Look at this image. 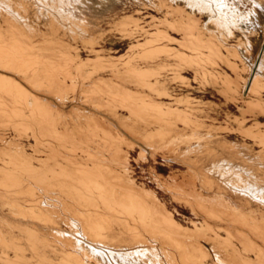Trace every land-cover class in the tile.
Segmentation results:
<instances>
[{
  "label": "bare ground",
  "instance_id": "obj_1",
  "mask_svg": "<svg viewBox=\"0 0 264 264\" xmlns=\"http://www.w3.org/2000/svg\"><path fill=\"white\" fill-rule=\"evenodd\" d=\"M10 1H9V4L10 3L13 4V2H10ZM201 1L209 2L208 0H201ZM33 2H34V0H33ZM54 2H53V4H50V5H54ZM56 2H58V1H56ZM132 2H134V1H132ZM148 2L149 1H147V3ZM162 2H163V0H162ZM176 2H178V1L176 0ZM187 2H188V0H187ZM60 3H62V1ZM221 3H220V6L222 5ZM229 3H231V2H229ZM2 4H3V2H2ZM6 4H7V2H6ZM6 4L5 5L3 4V5L6 6ZM76 4H77V2H76ZM214 4L215 3H213V5ZM232 4H233V2H232ZM36 5H34V6H36ZM69 5H71V4H69ZM72 5H74V3ZM103 5H104V3H103ZM110 5H111V3H110ZM139 5H140V3H139ZM209 5L211 6L212 4H209ZM223 5H225V4H223ZM253 5H254V9L251 12H249V13H251V16H250V20L248 22L249 25L247 26V29L245 31V37H246V41H247V47L250 50V52H253V51L257 52L258 47L261 48L260 47V41L262 44V40H260V39H262V38L264 39V0L255 2V4L253 3ZM21 6L22 5L19 6L20 8L17 7L18 9H16V8H14V9H16V11L17 10L20 11ZM58 6H59V3H58ZM82 6H84V5H82ZM217 6H219V4ZM24 7L26 8V6H24ZM47 7H49V6H47ZM186 7H187V5H186ZM40 8H43V7L40 6ZM50 8L52 9V6ZM50 8H49V10H50ZM119 8H121V7H119ZM182 8H184V7H182ZM182 8L178 7L176 9H172L171 10L172 14L176 15L178 18L174 19V20H172V19L168 20L167 18L166 19L163 18V20L159 21V25H158L157 29H156V26L154 25L156 23L153 24V22H152V24L155 26V27H152V29L154 28V30L155 29L156 30L153 32H150V33H147V31H144V29H142L140 22H139V18L137 17V14H138L137 11H135L136 13L133 15L127 14V16H124V17L121 16L122 17L121 19H119L120 18L119 17L118 18L119 20H117V22L114 24V27L113 26L112 27L115 28L116 32H118L120 34V38L119 37L118 38L120 39L119 41H121V43L124 42L125 40L126 41L129 40L130 42H128L129 46H128L127 51L124 54L121 53L122 55H120L118 57H112V56H106L105 57L104 55L101 54V52H102L101 50L94 51L93 49H91V52L94 53L93 57L82 59L78 54H74L71 51V49L68 47V44H67V46H65L64 42L62 43L61 40H60L61 43H59V44L55 42L56 44L59 45V46L56 45V46H58L57 48L54 46V44H52V47H49L46 49L43 48L44 50L41 49L39 51V50H36L34 48L32 42H30L31 38L29 40V38H28L29 36L28 37L26 36L27 34L26 35L22 34V32H20L16 27H14L12 25H9V24L7 25V30H4V31H6L5 34H1V32H0V67L2 66L3 69H6L5 70L6 72H7V70H10L14 73L16 72L17 75L21 74L23 76V78L19 77V76H18V78H20V79L25 78V81L27 80L28 83L30 84V86H32L34 88L33 91L36 90L37 92L42 91L44 93L52 94L53 96H56L57 100L60 102H63V101L65 102V100L68 96L69 97L72 96L75 99L74 96L76 94L77 86L81 85V87H80L81 91H79L80 92L79 94H81L84 97V101L86 102L85 104L88 103V104L92 105V107L90 106L91 108H95L98 111L100 110L102 112H105L109 115V117L114 119L113 120L114 122H111V118H104V117L96 118L95 116H93L91 114L85 115V126L86 127L84 129H81V127H79L80 129H77V131L74 133L73 131L76 129V127L74 126L75 129H73L72 131H69L65 128V126L62 122L61 114L58 113V110H56L52 104L47 103L48 100H45L46 98L44 99L45 101H43V99L37 97L38 96V95H36L37 93L34 95L33 93H31L32 91L30 92L26 89L27 87L24 88L22 85L19 84V82L17 83L14 79H11L12 77L10 78V77H7L5 75H1V73H0V144L2 145L1 150H4L2 152L0 151V165H2L0 167V202H2L3 205H8L9 206L8 208H10V206L13 204L19 206L20 204L17 203L16 200L12 199L13 197H10L11 196L10 194H12V195L15 194L13 196L18 197V195H20V193L23 194V192H24L23 187H27V192L31 193V195H29V196H31V200H29L30 211L28 210V214L24 213L27 210H25L24 212L21 210L20 211L19 210L13 211L11 213L12 216H14L13 220H14V218H16V216H20V218H23V220L28 219L31 222H38L39 221L43 224H46V226L48 224L55 226L50 231L52 233L54 240H55L54 241L55 243H53V244L54 245L55 244L61 245L64 248V249L61 248V249H63L64 253L61 255V258H60L58 264H86V263L83 260V258H84L83 256H82L83 257L82 258L81 255H78V253L76 254L74 251L72 252L71 250H69V248L71 249V245H70L71 240L69 239L70 240L69 241L67 239L68 234L66 235L63 232L56 230V225H57L56 224V218H57L58 214L55 211L56 209L54 207L57 206L56 205L57 202H52L50 200H46L45 198H42L39 196L35 197V195L32 194L33 190L36 187L37 188H39V186L41 187L40 184H42V185H43V183L45 184L48 178H50L51 180H52V178H54L53 180L58 182V184H59L58 186L60 188H64V189L74 193L73 195L76 198L75 202L78 204V206L80 205L79 207L82 206V207L86 208L85 211L81 210L83 212L76 211L75 210L76 207L74 209L72 208L73 210L69 209L68 213L74 215V216H70L71 218L69 220L71 221L72 226L77 227L76 223L79 224L80 225L79 227L81 228V229L80 228L79 229L81 231H78V232L83 233L86 237H90V239H93L95 242L96 241L97 242L99 241V243L103 242L106 239V236H105V234H107L106 232L109 230L112 231L111 229L113 228V225H119L122 227V229H124V231L126 230L128 232V235H130L131 240L134 241L135 244H136V242L143 243L144 239H145V235H147L153 239H158L167 245L168 244L169 245L175 244L176 246L178 245L177 247H179V248H176V249L180 250V256H181L180 257V264H205L204 259L206 258V253L203 252L201 249H198V251L200 253L198 256L195 257V256H193L194 253L190 254V253L184 251L180 242L175 243V240H177L179 237H183L185 239V236L187 235L186 233L189 232L191 229L189 231L186 230V228L184 229L177 222V220H175L173 218L171 212H169L166 209L165 205L161 201H159V199L154 195L153 192H151L150 190L147 191V190L143 189L142 187H139L129 177V174H130L129 150L132 149V147L134 145L132 142L128 141L126 134L132 135V136H138V135H140L139 131L141 129H143V130H145L146 133L144 136L143 135H140V136H141V140H143L146 143V145H148L146 147L147 148L149 147L151 150H154V151H159L161 149L168 150L169 151V152L167 151L168 154H170L172 151H174L176 149H178V150L180 149V151H181V146L186 145L185 150H183V152L180 154L181 157L193 155L192 154L193 150H195L196 148H198V150H199L200 148L204 147V145H203V147H201L202 145L200 142L202 140L200 139V137L198 135L199 130L202 128L201 123L203 124V122L202 121L200 122L198 118L194 117L192 115V113H189V111H187L186 109L181 110L179 108L180 104L186 105V100L177 99L175 102V105L164 104L163 102H158V101L152 99L151 97L144 95L142 92L143 89H147V90H150L153 92L156 91L159 95L164 96V98H165V96L166 97L170 96L171 92L166 88L165 84L162 83L160 81V78H159V76H162L161 75L162 72L167 68V66H169L165 59L172 58L174 60V63H172V65L174 66L173 67L174 73H178V71H181V69L184 66V67L193 69V71L195 73V75H194L195 77H196V75H201V77L203 79H204V77L209 78L211 80V82L213 83V85L216 86V88H218V92H220V94H222L225 97V101L232 102V103L238 101V97L241 98V92L242 91H243L242 94L246 95V93L247 94L249 93V94H251V96H253V98L257 97L259 91H261V90L264 91V83L261 81L264 78L261 76L262 78L259 79V77H260L259 75L254 76L250 85L247 84V81L244 80L241 76H239L240 74L239 75L236 74L237 69H238L236 63L232 62L222 52L221 43H219L217 40H215L214 37H212V36L204 35V28L201 26V20H200L201 18L199 19V18L195 17L196 15L192 16V15H189L188 13L186 14ZM189 8H190V6H189ZM201 8H202V6H201ZM3 9H1V10H3ZM7 9H8V6H7ZM10 9H11V7H10ZM53 9H52V11H53ZM124 9H126V8H124ZM212 9H213V7H212ZM218 9H220V8H218ZM222 9H224V8H222ZM227 9H229V7ZM1 10H0V12H1ZM88 11H90V10H88ZM5 12H6V10H5ZM24 12H25V9H24ZM24 12H23V14H25ZM27 12H26V14H27ZM133 12H134V10H133ZM216 12H218V11H216ZM219 12H220V10H219ZM46 13H48V12H46ZM42 14H40V15H42ZM122 14H124V13H122ZM48 15L50 18L51 17L50 14H47L46 16L48 17ZM116 16H117V14H116ZM118 16H120V15H118ZM146 16H148V15H146ZM163 16H165V14ZM17 17L18 16H16V18ZM44 17H45V15H44ZM52 17H53V15H52ZM58 17H60V16H58ZM67 17H69V16H67ZM83 17H85V16H83ZM14 18H15V16H14ZM41 18H43V17L41 16ZM62 18L63 17H61V19ZM70 18H71V16H70ZM230 18H232V17H230ZM74 19H76V18L74 17ZM141 19L143 20V18H141ZM209 19L210 18H208V20ZM26 20L28 21V19H25V21ZM153 20H154V18H153ZM213 20H214V18H213ZM21 21H23V19ZM38 21H39V19H38ZM210 21H211V19H210ZM66 22L68 23L69 21L66 20ZM75 22H76V20H75ZM102 22L104 23V21H102ZM108 22H110V21H108ZM209 22H207V23H209ZM215 22H216V20H215ZM16 23H18V22H16ZM77 23H78V21H77ZM77 23H75V24H77ZM204 24H206V23H204ZM224 24H226V23H224ZM67 26H69V25H67ZM72 26L73 25L71 24V27ZM76 26H78V24L75 25V27ZM30 27L28 26L29 29H30ZM42 27H44V26H42ZM89 27H92V26H89ZM148 27H149L148 29H150V26H148ZM217 27L218 26H216V28ZM53 28L56 29L55 27H53ZM81 28H82V26H81ZM81 28L78 27V30L82 31L84 29V27L82 30H81ZM54 29H52L51 31H53ZM69 29L67 32H70L72 30L71 29L69 31ZM73 29H75V28H73ZM85 29L86 30L88 29V28H86V25H85ZM219 29H221V28H219ZM54 31H56V30H54ZM208 31H210V30H208ZM214 31H215V29H214ZM82 32H84V30ZM111 32L112 31H110V33ZM141 32H145L148 34L147 35L148 37L146 36L147 38L145 40H143L144 41L143 43L139 42V40H138V38H140L139 36H140ZM170 32H175V33L179 34L180 39L172 37ZM213 32L211 34L215 35V33L213 34ZM59 33H58V35H59ZM81 34H83V33H81ZM231 34H232V32H231ZM231 34L228 33V36ZM55 35H57V34H55ZM53 36L54 35L52 34L51 37H53ZM77 36H76V38H77ZM47 37H48V35H47ZM78 37H80V36H78ZM143 37H144V35H143ZM55 38H54V40H55ZM82 39H81V41H82ZM91 39H93V38H91ZM84 40H87L89 43H91V41H89L88 39H85V37H84ZM237 40H239V39H237ZM31 41H33V40H31ZM96 41H97V38L94 41V43ZM41 42L42 41H40V44H39L40 46L42 44ZM45 42H46V44H45ZM47 43H48L47 41H44V44L46 46H47ZM91 44H93V43H91ZM175 44L177 47L172 46ZM238 44H240V43H238ZM241 45H244V44H241ZM237 47H240V45H238ZM226 49H227V47H226ZM226 49H225V51H226ZM77 51H79V50H77ZM234 51L231 54L232 57L233 58L235 57V58H237V60H239L240 57L239 58L237 57L239 54L236 55L237 51L235 53H234ZM260 51H261V49L258 51L257 56L255 55L256 56L255 61H254L255 66H258V64L260 66L259 62L260 61L262 62L264 60V54L260 58V55H261ZM159 58H161L160 59L161 62L159 64L156 63L157 65L154 64L155 66L150 65V61H155L156 59L159 60ZM235 58H234V60H235ZM142 61L147 63V65L145 67L140 66V63H142ZM168 63H170V62H168ZM219 63H224L225 65H227L231 69V72L236 74L235 79H231L230 76L228 75L229 76L228 77L226 73H225L226 74L225 75V74L218 72L219 70L218 71L215 70L216 69L215 67ZM241 63H243V61H241ZM246 66L247 65H245V67ZM86 68H90L91 70H87ZM253 68H254V66H253ZM101 70L102 71L109 70L111 77H109L110 75H108V76L106 75L107 78L106 77H104V78L103 77H97L96 76V74H98L97 72L101 71ZM109 71H108V73H109ZM165 75L166 74H164V76ZM179 75H177V77H180ZM174 76H176V75H174ZM13 78H15V76ZM177 79H176V81H177ZM180 80H183V79L181 78ZM194 80H196V78ZM248 80H249V78H248ZM22 81H24V80H21V82ZM188 82H190V80ZM205 84H206V82H205ZM206 85H208V84H206ZM195 86H197V85H195ZM202 87H203V85H202ZM241 89H242V91H241ZM185 91H186V89H185ZM73 98H72V101H74ZM242 98H243V96H242ZM196 101H198V100L196 99ZM204 102H206V101H204ZM244 103L246 105V108L242 110V115L244 116V118L241 119V121H240V119H239V121H237L239 124V129H240L239 134H242L245 137H249V138L251 137L256 143L260 144V146H263V151H264V130H260V129H262L260 123L256 122L251 127L242 128L243 124L245 123V115L251 114L253 117H256L257 115H264V102L259 100L258 98H254L250 101L245 100ZM65 104H69V103H65ZM189 104L191 105V103H189ZM63 106H64V104H63ZM190 107H192V106H190ZM78 112L76 111L75 113L78 114ZM124 114L126 117H122V116H124ZM68 116H70V115H68ZM75 116H76V114H75ZM105 116H107V115H105ZM63 118H65V117L63 116ZM74 119H76V118H74ZM64 120H66V118ZM234 120H235V118H234ZM219 123H221V122H219ZM74 125H76V124L74 123ZM151 126H155V129L154 130L152 129L149 131L148 129ZM219 129L221 130V128H219ZM222 130H223V127H222ZM236 130H238V129L236 128ZM229 131H231V130L228 129V132ZM232 131H234V130H232ZM124 132H125V134H124ZM226 134H228V133H226ZM239 137H241V136H239ZM29 138H31L34 142V146L33 147L31 146L29 148H31V150L33 148V153L35 152L34 154H37V152H39L40 155H41V153H46L45 154L46 155L45 160H42L43 158H40V156H34V155L27 156L25 154L23 146H25V143L28 141ZM29 145H31V144H29ZM139 150H140V148H139ZM218 150H216V151L218 152ZM147 151H149V149ZM27 152H29V151H27ZM30 152H29V154H32ZM162 152H164V151H162ZM137 153H136V156H138ZM143 153L144 152L141 151L139 156L146 159L145 157L147 156V153H146V156H144ZM213 153H214V151H213ZM226 153H228V150ZM171 155H173V154H171ZM151 156H153V155H151ZM263 156H264V154H263ZM161 157H163V156H161ZM230 157H232V156H230ZM239 157L241 158V156H239ZM6 158H8V159H6ZM192 158L194 159V157H192ZM219 158H220V156H219ZM33 159L37 160L38 162L41 161L39 163L42 164V167L36 168V167H34V165L32 166L31 160H33ZM204 159H206V157ZM169 160H171V159H169ZM178 160H181V159H178ZM233 160L234 159H232V161ZM46 161H52L51 163H53V165L52 166L49 165L48 162H46ZM223 161H227V160H223ZM229 161H231V159ZM137 162H138V160H137ZM162 162H164V161H162ZM200 162H201V160H200ZM208 162H209V160H208ZM206 163H207V161H206ZM241 163H243V162H241ZM217 164H219V163H217ZM137 165H135V166H137ZM247 165H249V164H247ZM254 165H256V164H254ZM194 166L197 167V164H195ZM198 169H199V167H198ZM233 169H234V167H233ZM225 170H227V169H225ZM246 170H248V169H246ZM254 170H256V169H254ZM212 172H213V170H212ZM223 172L224 171H222V173ZM152 173H154V172L152 171ZM152 173L150 172V174H152ZM198 173H200V172H198ZM248 173H251V171ZM183 174H184V172H183ZM214 174H215V172H214ZM196 175H197V173L194 175L191 172L187 171L184 175H181L182 176L181 179H179V178L176 179L175 177L179 176L176 174L173 178L170 177L172 179L171 180L172 183L168 184L166 187V190L171 193L170 197L171 198L173 197L172 201L175 200V202H177V201L181 202L184 205L189 206L193 210V213L198 211L197 213L201 212L204 215L203 224L200 227H196L193 231H190V235H193L195 237H199V236L202 237V235L206 234V232L211 233L212 235L210 238H212V240L219 242V245H221V247H223V249H222L223 253H225V254L228 253L230 255V257H231L230 258L231 259L230 264H264V211L260 212L261 217L258 218L257 216H255L251 213H246V212L238 210L236 207L228 204L226 201H224L222 199L207 197L206 195L203 194L202 189L203 188H209V190H210V184H209L210 180L206 179L207 176H206V178L205 177L203 178L202 174L199 177H196ZM159 177H161V176H159ZM252 178H254V177H252ZM156 179H159V178H156ZM31 181H34L33 183H36V184H34V185L30 184ZM165 181L163 180L164 183H165ZM57 182L54 184L57 185ZM161 182H162V180H161ZM219 182H221V181H219ZM228 185L230 186V184H228ZM52 186H50V187L48 186V188H52ZM220 186H222V185L220 184ZM254 187L255 186H253V188ZM230 188H231V186H230ZM233 188H234L235 192L243 193L242 195H250L253 202H256L258 204H260V203L264 204V200H262L258 197V194L260 193V189L256 188L253 191H250V190H247L244 188L239 189L237 185H235V187L232 186V189ZM54 189L55 188H52V190H54ZM43 190H44V188H43ZM43 190H41V192ZM52 190L50 189V191H52ZM59 190L62 191V189H59ZM45 191H46V188H45ZM45 191H44V193H45ZM61 191H58V192H61ZM162 191H164V190H162ZM25 192H26V190H25ZM46 194L48 195L50 193H46ZM63 194H67V193L63 192ZM63 194H62V196H64ZM25 195H27V193H25ZM25 195L23 194V196H25ZM51 195H53V194H51ZM32 196H34L33 199H32ZM17 197H16V199H18ZM68 197H69V195H68ZM68 197H66V200ZM74 197L70 195V197H69L70 202H71V198L74 199ZM25 198H27V197H25ZM62 198L60 197V199H62ZM20 199H22V198H20ZM58 199H59V197L57 198V200ZM63 199L65 200V198H63ZM69 199H68V201H69ZM59 200H58L59 204L65 205V203L62 202L63 200L61 201L62 203ZM75 202L73 201V203H75ZM68 205H70V204H68ZM72 205H70V206H72ZM6 208H7V206H6ZM10 209H12V208H10ZM62 209L63 208H61V210ZM175 209H173V210H175ZM57 210H59V209H57ZM66 210H68V209H66ZM78 210H79V208H78ZM0 213H2V211ZM8 214H10V213L8 212ZM199 215H200V213H199ZM4 217H5V215H4ZM10 218L11 217H9V220H10ZM17 219H18V217H17ZM211 220L224 222L226 224V226L222 227V228H214L211 225V223H209ZM14 221H13V225H16L18 227V229L20 230V232L22 233V234L21 233L20 234L26 240L32 255L38 256L43 261L46 260L45 261L46 264H56L52 260H50L49 258H48L49 259L48 260L45 257V253L43 252L42 249L51 248L50 243L47 241V239L42 238L43 236H41L39 234L37 228L35 226L30 227V225L28 226L24 222L22 223V221L18 222V223H17V221H15V222ZM4 222H5V218H4ZM4 222H2V223H4ZM193 222H194V220H193ZM7 223L11 224V222H8V220H7ZM7 223L5 225L8 226ZM190 224H192V223H190ZM0 226H1V224H0ZM11 226H12V224L10 225V227ZM16 226H15V228L17 230ZM236 227H237V230L235 229ZM218 230H221V231L224 230V232H226V236L221 238L218 234V232H219ZM63 231H65V230H63ZM113 232H115V231H113ZM6 234H7V232H6ZM12 235H14V234H12ZM42 235H46V233L42 234ZM84 235H83V237H84ZM3 237H5V236H3ZM3 237L0 233V241L2 244L3 243L5 244ZM75 237H77V236L75 235ZM86 237H84V239ZM119 237H120V235H119ZM17 238H18V236H17ZM70 238H72V236ZM153 239H151V240H153ZM198 239H200V238H198ZM204 239L205 238L203 237V240ZM22 240L20 239V241H22ZM235 240L239 242L240 248L235 245V242H234ZM14 241H12V242H14ZM94 241H92V242H94ZM110 241H108V243H110ZM115 242L117 243V241H115ZM146 242H148V241H146ZM205 242H206V240H205ZM78 243H79V241H78ZM99 243H97V244H99ZM111 243H112V241H111ZM126 244H127V242H126ZM7 245H8V243H7ZM81 245H82V243H81ZM112 245H114V243ZM130 245L133 246L131 243H130ZM143 245H144V243H143ZM152 245H151V247H152ZM2 246H6V244L2 245ZM73 246H72V250H73ZM100 246H101V243H100ZM140 246H141V244H140ZM100 248L102 250V247H100ZM172 248H173V246H172ZM9 249H10V247H8V250ZM61 249L58 248V250L62 251ZM133 249H135V248H133ZM145 249H144V251H145ZM10 250H13V254H12L13 258L9 257V254L7 252L6 247L0 251V258H1L0 260L3 259L2 262L4 261V264H6V263L7 264H25L23 262V260L24 261L26 260V256L24 254L26 252L24 251L23 247H21L20 244H12V248ZM136 250H138V249H136ZM136 250H135V252H136ZM150 251H151V249H150ZM156 251L157 250L154 251L155 254L157 253ZM146 252H147V250L144 253H146ZM27 253H28V251H27ZM61 253L62 252H60V254ZM102 254H103V252H102ZM137 254H139V253H137ZM165 254H167V253L165 252ZM126 255H128V254H126ZM149 255H150V253H149ZM33 256H32V260H33ZM85 256H86V254H85ZM137 256L138 255H136L135 257L137 258ZM123 257H124V255H123ZM91 259H89V260H91ZM218 259H219L220 264H225V262H223L220 257H218ZM157 260H158V258H157ZM170 261L172 264H175L176 260L174 258H172V259L170 258ZM0 263H1V261H0ZM94 263H95V261H94ZM33 264H36V263H33ZM209 264H210V262H209Z\"/></svg>",
  "mask_w": 264,
  "mask_h": 264
},
{
  "label": "rangeland",
  "instance_id": "obj_2",
  "mask_svg": "<svg viewBox=\"0 0 264 264\" xmlns=\"http://www.w3.org/2000/svg\"><path fill=\"white\" fill-rule=\"evenodd\" d=\"M5 1V2H4ZM10 0H0V32L1 34H5L7 30V25H12L14 27H16L20 32H22V34L26 35L29 40L31 38V41L34 48L36 50H41V49H46L49 47H52V44H54V46L57 48L59 45V43H63L64 45L67 46L71 49V51L74 54H78L82 59H86L89 57H93V54L91 52V49H93L94 51H99L101 50V54L106 56H112V57H118L120 55H122L121 53H125L128 49V42H130L129 40H125L124 42L121 43V41H119L120 39V34L118 32H116V29L113 28L114 24L117 22V20L121 19V16H127L128 15H133L135 14L137 11V17L139 18V22L140 25L142 27V29H144V31H147V33L153 32L157 29L158 25H159V21L164 19H168V20H174L177 19L178 17L176 15H173L171 10L172 9H176L178 7H184L182 8L185 13L195 16L197 18H201V26L204 28V35L207 36H212L214 37L215 40H217L219 43H221L222 47V52L232 61L235 62L238 69H237V73L236 74H240L239 76H241L244 80L247 81V84L250 85L252 79L254 76L259 75V79H261L262 77L264 78V60L260 63V66L258 64V66H255V58L257 56L258 51L261 49V55L260 58L262 57V55L264 54V39H260L262 40V44L260 41V47H258L257 52H250V50L247 47V41H246V37H245V31L247 29V26L249 25L248 22L250 20V16H251V12L254 9V5L255 2L261 1V0H208L209 2L206 1H197V0H177L178 2H176V0H162L159 2L158 0H61L62 3H60V0H56L58 2H56L55 0H52L54 2V5H50L53 4V2L50 0H33L29 1V0H11L10 2H13V4H9ZM69 1V2H68ZM77 4H76V2ZM80 1V2H79ZM134 1V2H132ZM146 1V2H145ZM147 1H149L147 3ZM166 1V2H165ZM212 3H211V2ZM223 1V2H222ZM240 1V2H239ZM6 2V6H4ZM44 2V3H43ZM67 2V3H66ZM79 2V3H78ZM82 2V3H81ZM90 2V3H89ZM143 4H142V3ZM158 2V3H157ZM172 2V3H171ZM204 2V3H203ZM222 2V3H221ZM231 2V3H229ZM233 2V4H232ZM37 5H36V4ZM42 3V4H41ZM49 3V4H48ZM59 3V6H58ZM66 3V4H65ZM74 3V5H72ZM84 3V4H83ZM102 5H101V4ZM104 3V5H103ZM106 3V4H105ZM109 3V4H108ZM111 3V5H110ZM128 5H127V4ZM140 3V5H139ZM163 3V4H162ZM181 3V4H180ZM185 3V4H184ZM201 3V4H200ZM213 3H215L213 5ZM220 3L222 4L220 6ZM227 3V4H226ZM240 3V4H239ZM25 4V5H24ZM71 4V5H69ZM88 4V5H87ZM94 4V5H93ZM115 4V5H114ZM130 4V5H129ZM133 4V5H132ZM145 4V5H144ZM162 4V5H161ZM200 4V5H199ZM208 4V5H207ZM209 4H212L211 6ZM219 4V6H217ZM225 4V5H223ZM18 5V6H17ZM21 6L20 11L16 9L20 8L19 6ZM36 5V6H34ZM44 5V6H43ZM65 5V6H64ZM68 5V6H67ZM84 5V6H82ZM122 5V6H121ZM126 5V6H125ZM137 5V6H136ZM150 7H149V6ZM187 5V7H186ZM199 5V6H198ZM8 6V9H7ZM26 6V8L24 7ZM38 6V7H37ZM43 7V8H40ZM49 6V7H47ZM52 6V9L50 8ZM86 6V7H85ZM100 6V7H99ZM135 6V7H134ZM154 6V7H153ZM169 6V7H168ZM190 6V8H189ZM194 6V7H193ZM202 6V8H201ZM217 6V7H216ZM236 6V7H235ZM11 7V9H10ZM18 7V8H17ZM24 7V8H23ZM34 7V8H33ZM59 7V8H58ZM65 7V8H64ZM121 7V8H119ZM126 9H124V8ZM174 7V8H173ZM211 7V8H210ZM213 7V9H212ZM229 7V9H227ZM234 7V8H233ZM16 8V9H14ZM50 8V10H49ZM71 8V9H70ZM119 8V9H118ZM132 8V9H131ZM215 8V9H214ZM217 8V9H216ZM220 8V9H218ZM224 8V9H222ZM25 9V12H24ZM40 9V10H39ZM56 9V10H55ZM58 9V10H57ZM63 9V10H62ZM114 9V10H113ZM117 9V10H116ZM122 9V10H121ZM130 9V10H129ZM145 9V10H144ZM152 9V10H151ZM210 9V10H209ZM6 10V12H5ZM12 12H11V11ZM73 12H72V11ZM90 10V11H88ZM124 10V11H123ZM134 10V12H133ZM218 12H216V11ZM220 10V12H219ZM25 14H23V12ZM28 11V12H27ZM123 11V12H122ZM148 11V12H147ZM166 11V12H165ZM222 11V12H221ZM8 12V13H7ZM17 12V13H16ZM27 12V14H26ZM48 12V13H46ZM109 12V13H108ZM195 12V13H194ZM211 12V13H210ZM13 13V14H12ZM43 13V14H42ZM56 13V14H55ZM64 13V14H63ZM71 13V14H70ZM124 13V14H122ZM131 13V14H130ZM147 13V14H146ZM191 13V14H190ZM223 13V14H222ZM225 13V14H224ZM239 13V14H238ZM12 14V15H11ZM42 14V15H40ZM47 14H50V18L49 15L48 17L46 16ZM61 14V15H60ZM75 16H74V15ZM117 14V16H116ZM165 14V16H163ZM172 14V15H171ZM45 15V17H44ZM53 15V17H52ZM56 15V16H55ZM103 15V16H102ZM120 15V16H118ZM148 15V16H146ZM151 15V16H150ZM201 15V16H200ZM226 17H225V16ZM15 16V18H14ZM16 16H18L16 18ZM41 16L43 18H41ZM60 16V17H58ZM69 16V17H67ZM71 16V18H70ZM85 16V17H83ZM140 16V17H139ZM156 16V17H155ZM173 16V17H172ZM61 17H63L61 19ZM66 17V18H65ZM73 17V18H72ZM74 17L76 19H74ZM97 19H96V18ZM101 17V18H100ZM110 17V18H109ZM117 17V18H116ZM120 17V18H119ZM161 17V18H160ZM221 19H220V18ZM232 17V18H230ZM52 18V19H51ZM69 18V19H68ZM99 18V19H98ZM115 18V19H114ZM119 18V19H118ZM143 18V20L141 19ZM154 18V20H153ZM208 18L210 19L208 20ZM214 18V20H213ZM243 18V19H242ZM11 19V20H10ZM15 21H14V20ZM23 19V21H21ZM25 19H28V21ZM31 19V20H30ZM37 19V20H36ZM39 19V21H38ZM55 19V20H54ZM69 21L68 23L66 22V20ZM105 19V20H104ZM108 19V20H107ZM146 19V20H145ZM156 19V20H155ZM248 19V20H247ZM5 20V21H4ZM19 20V21H18ZM36 20V21H35ZM53 20V21H52ZM65 20V21H64ZM76 20V22H75ZM208 20V21H207ZM216 20V22H215ZM12 21V22H11ZM34 21V22H33ZM38 21V22H37ZM43 21V22H42ZM53 23H52V22ZM56 21V22H55ZM58 21V22H57ZM73 23H72V22ZM78 21V23H77ZM82 21V22H81ZM104 21V23L102 22ZM110 21V22H108ZM144 21V22H143ZM150 21V22H149ZM209 23H207V22ZM228 23H227V22ZM18 22V23H16ZM20 22V23H19ZM23 22V23H22ZM60 22V23H59ZM65 22V23H64ZM78 24V26L75 27V23ZM88 22V23H87ZM101 22V23H100ZM112 22V23H111ZM146 22V23H145ZM156 26V29L154 30V28L152 29V27H155L153 24ZM226 24H224V23ZM3 23V24H2ZM37 23V24H36ZM73 25L72 27L75 28L73 29L71 27V24ZM81 23V24H80ZM86 28H88L87 30L85 29V25ZM103 23V24H102ZM108 23V24H107ZM112 25H111V24ZM145 23V24H144ZM206 23V24H204ZM35 24V25H34ZM54 24V25H53ZM62 26H61V25ZM69 26H67V25ZM150 24V25H149ZM152 24V25H151ZM3 25V26H2ZM37 25V26H36ZM84 25V26H83ZM221 25V26H220ZM225 25V26H224ZM227 25V26H226ZM28 26L30 27V29L28 28ZM44 26V27H42ZM82 26V28H81ZM92 26V27H89ZM103 26V27H102ZM113 26V27H112ZM150 26V29H148ZM216 26H218L216 28ZM54 29L53 27H55L56 31H51L52 29ZM67 27V28H66ZM70 29H69V28ZM78 27L81 28V30L84 27V32L79 31ZM112 27V28H111ZM211 27V28H210ZM34 30H33V29ZM41 28V29H40ZM146 28V29H145ZM221 28V29H219ZM2 29V30H1ZM22 29V30H21ZM43 29V30H42ZM67 29V30H66ZM69 29L70 32H67ZM215 31L213 32L212 30ZM217 29V30H216ZM26 30V31H25ZM28 30V31H27ZM31 30V31H30ZM34 32H33V31ZM86 30V31H85ZM210 30V31H208ZM228 32H227V31ZM30 31V32H29ZM36 31V32H35ZM110 31H112L110 33ZM213 32V34L215 33V35H212L211 33ZM32 32V33H31ZM42 32V33H41ZM60 32V33H59ZM80 32V33H79ZM89 32V33H88ZM225 32V33H224ZM232 32V34H231ZM46 33L48 35L44 34ZM57 35H55V34ZM59 33V35H58ZM70 33V34H69ZM75 33V34H74ZM83 33V34H81ZM87 33V34H86ZM145 32H141L140 33V38H138L139 42L143 43L148 36V34ZM210 33V34H209ZM228 33L231 34L228 36ZM54 35L53 37H51V35ZM73 36H72V35ZM80 36V37H78ZM146 34V35H145ZM172 37H175L177 39H180V35L175 33V32H170ZM87 35V36H86ZM144 35V37H143ZM45 36V37H44ZM70 36V37H69ZM77 36V38H76ZM82 36V37H81ZM107 36V37H106ZM147 36V37H146ZM219 36V37H218ZM51 37V38H50ZM59 37V38H58ZM67 37V38H66ZM91 41V43H89L87 40ZM117 37V38H116ZM119 37V38H118ZM143 37V38H142ZM221 37V38H220ZM48 38V39H47ZM72 38V39H71ZM83 38V39H82ZM93 38V39H91ZM97 41L94 43V41ZM113 38V39H112ZM219 38V39H218ZM225 38V39H224ZM47 39V40H46ZM58 39V40H57ZM77 39V40H76ZM82 39V41H81ZM91 39V40H90ZM239 39V40H237ZM38 42H37V41ZM57 40V41H56ZM61 40V42H60ZM67 40V41H66ZM115 40V41H114ZM40 41H42L41 46ZM44 41H47V46L44 44ZM51 41V42H50ZM54 43H53V42ZM87 41V42H86ZM34 42V43H33ZM36 42V43H35ZM58 44H56V43ZM107 42V43H106ZM113 42V43H112ZM223 42V43H222ZM240 43V44H238ZM38 44V45H37ZM91 44V45H90ZM104 44V45H103ZM244 44V45H241ZM58 45V46H56ZM227 45V46H226ZM238 45H240V47H237ZM262 45V46H261ZM78 46V47H77ZM82 46V47H81ZM90 46V47H89ZM173 47H177L176 44L172 45ZM245 46V47H244ZM227 47V49H226ZM74 48V49H73ZM78 48V49H77ZM100 48V49H99ZM126 48V49H125ZM232 48V49H231ZM43 49V50H44ZM224 49V50H223ZM226 49V51H225ZM247 51H246V50ZM79 50V51H77ZM235 50V51H234ZM119 51V52H118ZM236 52V55H238L237 57L240 59L237 60V58L232 57V53ZM99 52V53H100ZM115 52V53H114ZM118 52V53H117ZM250 52V53H249ZM230 55H229V54ZM117 55V56H116ZM256 55V56H255ZM165 58V57H164ZM163 58V59H164ZM161 58H159L160 60ZM155 60V61H150V65L155 66L157 64H159L161 62V60ZM167 64L169 66H167V68L162 72V76H159L160 81L162 83L165 84L166 88L171 92L170 96H162L159 95L156 91H150L147 89H143L142 92L144 95H147L149 97H151L152 99L158 101V102H163L164 104H170V105H175V102L177 99H184L186 100V105L184 104H180L179 108L181 110L186 109L187 111H189V113H192V115L196 118L199 119V121L203 122V124L201 123L202 128L199 130L198 135L200 137V139L202 140L201 143V147L198 150V148H196L195 150L192 151L193 155L190 156H186V157H181L180 154L183 152V150H185L186 145L181 146V151L180 149H176L174 151H172L170 154H168V150H164L161 149L159 151H154L151 150L149 147L147 148L146 143L141 140V136L140 135H145V130L141 129L140 135L138 136H132V135H127L128 141L133 143V147L132 149L129 150V164H130V174L129 177L131 178V180L134 181V183L136 185H138L139 187H142L143 189L147 190V191H151L154 193V195L159 199V201H161L166 209L171 212L173 218L175 220H177V222L186 230H190L193 231L196 227H200L203 222H204V215L197 212L193 213V210L187 206L184 205L181 202H175L172 201L173 197L171 198V193L169 191L166 190V187L168 184L172 183V179L176 174L179 175L178 177L176 176V179H181V175H184L187 171L191 172L192 174H196V177H199L201 174L203 176V178L207 176L206 179L210 180L209 184H210V190L209 188H203L202 192L204 195H206L209 198H218V199H222L224 201H226L228 204L236 207L238 210L246 212V213H251L255 216H257L258 218L261 217L260 212L264 211V204L262 205L261 203L258 204L256 202H253V200L251 199L250 195H242L243 193H239V192H235L234 188L232 189V186L235 187V185L238 186L239 189H247L250 191H253L254 189H260V193L258 194V197L262 200H264V151H263V146H260V144L256 143L251 137H245L242 134H239V124L237 121H241V119L244 118V116L242 115V110L246 108V105L244 103V101H250L254 98H258L259 100L264 102V91L261 90L259 91L257 97L251 96V94H242V89H241V98L238 97V101L232 103V102H227L225 101V97L220 94V92H218V88H216V86L213 85V83L211 82V80L209 78H205L204 79L201 77V75H196V77L194 76L195 73L193 71V69L191 68H187L184 67L181 69V71H178V73H174L173 71V65L172 63H174V60L172 58L169 59H165ZM241 61H243V63H241ZM170 62V63H168ZM157 63V64H156ZM155 64V65H154ZM147 65L146 62L140 63L141 67H145ZM149 65V64H148ZM245 65H247L245 67ZM220 68H219V67ZM244 68H243V67ZM254 66V68H253ZM169 67V68H168ZM0 73L1 75H5L7 77H12L11 79H14L17 83L19 82L20 85H22L24 88H26L28 91H32L31 93H33L34 95H38V98L43 99V101L48 100L47 103H50L54 106V108L56 110H58V113L61 114L62 117V122L65 126V128L69 131H72L73 129H76L73 131L74 133L77 131V129H80L79 127H81V129H84L85 126V115H93L96 118H111L109 117V115L105 112L102 111H98L95 108H91L92 105L90 104H85L86 102L84 101V97L79 94L81 91V85L77 86V90H76V94H75V99L71 96V97H67L65 102H60L57 100L56 96H53L52 94L49 93H44V92H37L36 90L33 91V87L30 86V84L28 83V81H25V78H23V76L21 74L17 75V73L12 72L10 70H7V72L5 71L6 69H3L2 66L0 67ZM171 68V69H170ZM215 70H219L218 72L222 73V74H227V76L229 75L231 79H235L236 74L231 72V69L225 65L224 63H219L216 67ZM259 68V69H258ZM4 71H3V70ZM87 70H91L90 68H86ZM258 69V70H257ZM241 70V71H240ZM243 70V71H242ZM260 70V71H259ZM109 70H104V71H98L96 74L97 77H106L108 75H110V71L108 73ZM183 71V72H182ZM258 71V72H257ZM10 72V73H9ZM12 72V73H11ZM180 72V73H179ZM243 72V73H242ZM104 73V74H103ZM7 74V75H6ZM13 74V75H12ZM102 74V75H101ZM164 74H166L164 76ZM180 74V75H179ZM182 74V75H181ZM225 74V75H226ZM99 75V76H98ZM107 75V76H106ZM176 75V76H174ZM177 75H179L180 77H177ZM15 76V78H13ZM22 77L21 79L18 78ZM189 76V77H188ZM228 76V77H229ZM262 76V77H261ZM111 77V75L109 76ZM176 77V78H175ZM17 78V79H16ZM178 78V79H177ZM183 80H180V79ZM190 82H188L189 80ZM196 78V80H194ZM249 78V80H248ZM175 79V80H174ZM177 79V81H176ZM186 79V80H185ZM21 80H24L21 82ZM198 80V81H197ZM204 80V81H203ZM182 81V82H181ZM264 83V79L261 80ZM27 82V83H26ZM197 82V83H196ZM208 84L206 85L205 84ZM176 83V84H175ZM200 83V84H199ZM189 84V85H188ZM28 85V86H27ZM183 85V86H182ZM197 85V86H195ZM203 85V87H202ZM205 86V87H204ZM30 89V90H29ZM186 89V91H185ZM78 91V92H77ZM150 91V92H149ZM178 91V92H177ZM35 92V93H34ZM186 92V93H185ZM42 94V95H41ZM49 94V95H48ZM185 94V95H184ZM260 94V95H259ZM47 95V96H46ZM198 95V96H197ZM203 95V96H202ZM159 96V97H158ZM191 96V97H190ZM243 96V98H242ZM262 96V97H261ZM182 97V98H181ZM46 98V99H45ZM72 98L74 101H72ZM77 98V99H76ZM170 98V99H169ZM189 98V99H188ZM262 98V99H261ZM45 99V100H44ZM196 99L198 101H196ZM82 100V101H81ZM200 100V101H199ZM203 101V102H202ZM206 101V102H204ZM208 101V102H207ZM210 101V102H209ZM59 102V103H58ZM81 102V103H80ZM65 103H69V104H65ZM75 105H74V104ZM80 105H79V104ZM83 103V104H82ZM191 103V105L189 104ZM198 103V104H197ZM58 104V105H57ZM64 104V106H63ZM73 106H72V105ZM197 104V105H196ZM57 105V106H56ZM57 108H56V107ZM72 106V107H71ZM91 106V107H90ZM192 106V107H190ZM183 107V108H182ZM188 109H187V108ZM203 107V108H202ZM60 108V109H59ZM71 108V109H70ZM82 109V110H81ZM69 110V111H68ZM73 110V111H72ZM78 112L75 113V112ZM94 111V112H93ZM206 111V112H205ZM84 112V113H83ZM86 112V113H85ZM102 112V113H101ZM199 114H198V113ZM76 116H75V114ZM96 113V114H95ZM99 113V114H98ZM70 115V116H68ZM78 115V116H77ZM107 115V116H105ZM63 116L66 118V120H64L65 118H63ZM229 116V117H228ZM78 117V118H77ZM122 117H126L125 114ZM228 117V118H227ZM76 118V119H74ZM235 118V120H234ZM247 118V119H246ZM251 118V119H250ZM72 119V120H71ZM80 119V120H79ZM250 119V120H249ZM78 120V121H77ZM114 119L111 118V122ZM73 121V122H72ZM75 121V122H74ZM221 122V123H219ZM228 122V123H227ZM260 123L261 128L260 130H264V115H257L256 117H253L251 114H247L245 115V123L243 124L242 128H248L254 125V123ZM74 123L76 125H74ZM79 123V124H78ZM251 123V124H250ZM221 124V125H220ZM223 124V125H222ZM68 125V126H67ZM75 126V127H74ZM220 126V127H219ZM227 128H226V127ZM74 127V128H73ZM217 127V128H216ZM223 127V130H222ZM226 129H225V128ZM204 128V129H203ZM221 128V130L219 129ZM236 128L238 130H236ZM154 130L155 126H151L148 130ZM219 129V130H218ZM228 129L231 130L228 132ZM234 130V131H232ZM228 133V134H226ZM125 134V132H124ZM208 134V135H207ZM220 136H219V135ZM210 135V136H209ZM238 135V136H237ZM241 136V137H239ZM238 137V138H237ZM133 139V140H132ZM204 139V140H203ZM239 139V140H238ZM208 140V141H207ZM30 141V142H29ZM32 141V142H31ZM135 141V142H134ZM224 141V142H223ZM203 142V143H202ZM253 142V143H252ZM248 143V144H247ZM31 144V145H29ZM258 144V145H257ZM136 145V146H135ZM238 147H237V146ZM33 147L34 146V142L31 138L28 139V141L25 143L24 147V152L27 156H40V158H43L42 160L46 159V153H40L37 152V154L33 153V148L31 150V148L29 147ZM0 151H4L1 150L2 149V145L0 144ZM135 147V148H134ZM216 147V148H215ZM236 147V148H235ZM244 147V148H243ZM138 148V149H137ZM142 152H144V156L146 159H144L143 157H140V150ZM143 150H142V149ZM145 148V149H144ZM137 149V150H136ZM149 149V151H147ZM215 149V150H214ZM219 149V150H218ZM221 149V150H220ZM230 149V150H229ZM218 150V152L216 151ZM228 150V153H226ZM260 150V151H259ZM27 151H31L29 154V152ZM151 151V152H150ZM161 151V152H160ZM164 151V152H162ZM167 153H166V152ZM214 151V153H213ZM226 151V152H225ZM138 152V153H137ZM156 152V153H155ZM211 152V153H210ZM221 152V153H220ZM137 155L139 156H136ZM158 153V154H157ZM213 153V154H212ZM220 153V154H219ZM223 153V154H222ZM163 154V155H162ZM165 154V155H164ZM167 154V155H166ZM173 154V155H171ZM153 155V156H151ZM216 155V156H215ZM237 155V156H236ZM149 156V157H148ZM163 156V157H161ZM220 156V158H219ZM226 156V157H225ZM232 156V157H230ZM241 156V158L239 157ZM138 157V158H137ZM168 159H167V158ZM194 157V159L192 158ZM196 157V158H195ZM206 157V159H204ZM213 157V158H212ZM229 157V158H228ZM237 159H236V158ZM192 158V159H191ZM211 158V159H210ZM222 158V159H221ZM227 158V159H226ZM244 158V159H243ZM8 159V158H6ZM141 161H140V160ZM144 159V160H143ZM155 159V160H154ZM171 159V160H169ZM181 159V160H178ZM189 159V160H188ZM231 159V161H229ZM232 159H234L232 161ZM248 159V160H247ZM253 159V160H252ZM138 160V162H137ZM169 160V161H168ZM194 162H193V161ZM199 160V161H198ZM201 160V162H200ZM209 160V162H208ZM215 160V161H214ZM223 160H227V161H223ZM245 160V161H244ZM35 161V162H34ZM35 159L31 160V164L32 166L34 165V167L39 168L42 167V164L39 163L41 161H37ZM164 161V162H162ZM175 161V162H174ZM185 161V162H184ZM198 161V162H197ZM207 161V163H206ZM253 161V162H252ZM48 162L49 165H53V163H51L52 161H46ZM137 162V163H136ZM144 162V163H143ZM184 162V163H183ZM189 162V163H188ZM197 162V163H196ZM200 162V163H199ZM214 162V163H213ZM222 162V163H221ZM234 162V163H233ZM243 162V163H241ZM245 162V163H244ZM43 163V162H42ZM193 165H192V164ZM216 163V164H215ZM219 163V164H217ZM224 163V164H223ZM227 163V164H226ZM229 163V164H228ZM138 164V165H137ZM148 164V165H147ZM164 164V165H163ZM174 164V165H173ZM195 164H197V167L194 166ZM210 164V165H209ZM215 164V165H214ZM236 164V165H235ZM244 164V165H243ZM249 164V165H247ZM256 164V165H254ZM40 165V166H39ZM137 165V166H135ZM166 165V166H165ZM201 165V166H200ZM204 165V166H203ZM219 165V166H218ZM241 165V166H240ZM254 165V166H253ZM2 165H0L1 167ZM168 166V167H167ZM173 166V167H172ZM194 168H193V167ZM218 166V167H217ZM243 166V167H242ZM252 168H251V167ZM263 166V167H262ZM139 167V168H138ZM199 167V169H198ZM217 167V168H216ZM229 167V168H228ZM234 167V169H233ZM238 167V168H237ZM250 167V168H249ZM224 168V169H223ZM241 168V169H240ZM184 169V170H183ZM186 169V170H185ZM198 169V170H197ZM227 169V170H225ZM230 169V170H229ZM236 169V170H235ZM248 169V170H246ZM256 169V170H254ZM260 169V170H259ZM151 170V171H150ZM179 170V171H178ZM183 170V171H182ZM213 170V172H212ZM234 172H233V171ZM242 170V171H241ZM254 170V171H253ZM152 171L154 173H152ZM174 171V172H173ZM182 171V172H181ZM222 171H224L222 173ZM251 173H248L250 172ZM257 171V172H256ZM150 172L152 174H150ZM181 172V173H180ZM184 172V174H183ZM200 172V173H198ZM202 172V173H201ZM215 172V174H214ZM238 172V173H237ZM241 172V173H240ZM246 174H245V173ZM170 173V174H169ZM180 173V174H179ZM205 173V174H204ZM210 173V174H209ZM217 173V174H216ZM228 173V174H227ZM249 175H248V174ZM154 174V175H153ZM156 174V175H155ZM171 175V176H170ZM220 177H219V176ZM223 175V176H222ZM245 175V176H244ZM248 175V176H247ZM154 176V177H153ZM161 176V177H159ZM169 176V177H168ZM50 177V176H49ZM138 177V178H137ZM159 179H156V178ZM168 177V178H167ZM171 177V178H170ZM219 177V178H218ZM245 177V178H244ZM254 177V178H252ZM210 178V179H209ZM234 178V179H233ZM240 178V179H239ZM249 180H248V179ZM54 178H52V180L50 178L47 179L46 183L43 185H41V187L39 186V188H35L33 190V195L45 198L46 200H50L52 202H57V206H55L54 208L56 209L55 211L57 212L58 216L56 218V230L57 231H61L63 233H65L66 235L68 234V240H71V249L69 248V250H71L72 252L74 251L76 254L78 253V255H81V257L83 258L84 262L87 264H172L170 261V258H174L175 264H180V250L176 249L179 248L177 247L175 244H165L164 242L158 240V239H153L147 235H145V239H144V245L143 243H138L131 240L130 235H128V232L124 229H122L121 226L119 225H113V228L111 229L112 231H107L105 234L106 239L101 243L99 241L95 242L93 239H90V237H86L83 233L78 232L81 231L80 229V225L76 223V226H72L71 221L69 220L71 217L70 216H74L72 214H69V209L73 210L75 207L76 211H81V210H86L85 207H79L78 204L75 202L76 198L74 197V193L64 189V188H60L58 185V182L53 180ZM157 180V181H156ZM160 180V181H159ZM162 180V182H161ZM163 180L165 181V183L163 182ZM225 180V181H224ZM59 181V180H58ZM171 181V182H170ZM221 181V182H219ZM34 181H31L30 184H36L33 183ZM48 182V183H47ZM50 182V183H49ZM57 182V185L54 184ZM169 182V183H168ZM223 182V183H222ZM226 184H225V183ZM167 183V184H166ZM163 184V185H162ZM220 184L222 186H220ZM230 184V186L228 185ZM52 186V188H55L54 190H52V188H48V186ZM158 185V186H157ZM213 185V186H212ZM263 185V186H262ZM58 186V187H57ZM162 186V187H161ZM229 186V187H228ZM253 186H255L253 188ZM57 187V188H56ZM160 187V188H159ZM23 194L25 195V193H27V195L23 196L22 193H20V195L17 196H13L15 194H10V197H13L12 199L16 200L17 203H19L20 205H11L10 208H8V205H3L2 202H0V210L2 211V213H0V224H1V228H0V233L3 236V240L6 244V246H2L5 245L4 243L2 244L0 241V251L3 248H7V252L9 254L10 258L12 257L13 254V250H10L12 248V244H20L21 247H23L24 251L26 253V260L23 262L25 264H33V263H38V264H46L45 261H43L41 258H39L38 256H33L28 244L26 242V240L23 238V236L21 235L22 233L20 232V230L18 229V227L16 225H13V221H17L22 223L24 222L25 224H27L28 226L30 225V227L35 226L39 232V234L41 236H43L42 238L47 239V241L50 243V247L52 248H46V249H42L43 252L45 253V257L50 260H52L54 263L58 264L59 260L61 258V255L64 253L63 251V247L61 245H54L53 243H55L54 238L52 236V233L50 232L52 230V228H54L55 226L48 224L46 226V224H43L41 222H31L30 220H23V218H20V216H16V218H14L12 216V212L13 211H25L24 213L28 214V210L30 211V204H29V200H31V193L29 194L27 192V187H23ZM44 188V190H43ZM46 188V191H45ZM48 188V189H47ZM50 189L52 191H50ZM59 189H62L59 190ZM213 189V190H212ZM26 190V192H25ZM38 190V191H37ZM41 190H43L41 192ZM157 190V191H156ZM164 190V191H162ZM262 190V191H261ZM45 191V193H44ZM61 191V192H58ZM160 193H159V192ZM167 191V192H166ZM35 192V193H34ZM39 192V193H38ZM67 193V194H63ZM233 192V193H232ZM46 193H50V194H46ZM156 193V194H155ZM167 193V194H166ZM39 194V195H38ZM45 194V195H44ZM53 194V195H51ZM56 194V195H55ZM61 194V195H60ZM62 194L64 196H62ZM162 194V195H161ZM234 194V195H233ZM41 195V196H40ZM55 195V196H54ZM59 195V196H58ZM67 195V196H66ZM70 195L74 197L71 198V202L69 197ZM169 195V196H168ZM22 196V197H21ZM168 196V197H167ZM16 197L18 199H16ZM27 197V198H25ZM34 196H32L33 199ZM51 197V198H50ZM54 197V198H53ZM60 197L65 198V200L62 199H58L60 202L62 201L63 203H65V205L63 204H59L57 198ZM66 197L67 200H66ZM22 198V199H20ZM29 198V199H28ZM53 198V199H52ZM69 199V201H68ZM25 200V201H24ZM56 200V201H55ZM76 203H73V201ZM23 201V202H22ZM65 201V202H64ZM171 201V202H170ZM61 202V203H62ZM70 202V203H69ZM10 203V202H9ZM171 203V204H170ZM2 204V205H1ZM25 204V205H24ZM72 206H70V205ZM64 207H63V206ZM68 205V206H67ZM75 205V206H74ZM3 206V207H2ZM7 206V208H6ZM16 206V207H15ZM62 206V207H61ZM70 206V207H69ZM78 206V207H77ZM59 207V208H58ZM15 208V209H14ZM17 208V209H16ZM22 208V209H21ZM26 208V209H25ZM29 208V209H28ZM61 208H63L61 210ZM73 208V209H72ZM79 208V210H78ZM82 208V209H81ZM175 210H173V209ZM3 209V210H2ZM59 209V210H57ZM68 209V210H66ZM178 209V210H177ZM181 209V210H180ZM65 210V211H64ZM0 211V212H1ZM67 211V212H66ZM182 211V212H181ZM8 212L10 214H8ZM83 212V211H81ZM63 213V214H62ZM68 213V214H67ZM5 215V217H4ZM197 215V216H196ZM60 216V217H59ZM191 216V217H190ZM9 217L10 220H9ZM18 217V219H17ZM187 217V218H186ZM198 217V218H197ZM4 218H5V222H11L12 226L10 227V223H7V225H5L6 223L4 222ZM59 218V219H58ZM64 218V219H63ZM75 218V217H74ZM189 218V219H188ZM63 219V220H62ZM3 220V221H2ZM194 220V222H193ZM14 221V222H15ZM26 221V222H25ZM202 221V222H201ZM4 222V223H2ZM63 222V223H62ZM192 223V224H190ZM196 223V224H195ZM201 223V224H200ZM209 223H211V225L214 228H222L225 227L226 224L224 222H219V221H210ZM223 223V224H222ZM197 225V226H196ZM217 225V226H216ZM15 226L17 227V230L15 228ZM58 226V227H57ZM71 226V227H70ZM14 227V228H13ZM4 228V229H3ZM6 228V229H5ZM10 228V229H9ZM44 228V229H43ZM78 228V229H77ZM80 228V229H79ZM121 228V229H120ZM42 229V230H41ZM72 229V230H71ZM237 230V227L235 228ZM65 230V231H63ZM75 230V231H74ZM4 231V232H3ZM16 231V232H15ZM115 231V232H113ZM190 231L187 232L185 239L183 237H179L177 240H175L176 242H180V244L183 247V250L193 254V256H198L199 255V251L198 249H201L203 252L206 253V260L204 259V263L205 264H220L219 263V259L218 257H220L222 259L223 262H225V264H230L231 262V257L228 253H223V247H221V245H219V242L212 240L211 237V233H207L203 234L202 237H195L193 235H190ZM218 234L221 238L226 236V232H224V230H218ZM7 232V234H6ZM10 232V233H9ZM15 232V233H14ZM48 232V233H47ZM110 232V233H109ZM21 233V234H20ZM46 235H42L45 234ZM114 233V234H113ZM14 234V235H12ZM17 234V235H16ZM48 234V235H47ZM8 235V236H7ZM16 235V236H15ZM75 235L77 237H75ZM86 237L84 239V237ZM111 235V236H110ZM115 235V236H114ZM118 235V236H117ZM120 235V237H119ZM123 235V236H122ZM18 236V238H17ZM52 238H51V237ZM72 236V238H70ZM81 236V237H80ZM127 236V237H126ZM20 237V238H19ZM50 237V238H49ZM113 237V238H112ZM116 239H115V238ZM203 237L205 238L203 240ZM6 240H5V239ZM49 238V239H48ZM78 238V239H77ZM84 240H83V239ZM119 238V239H118ZM181 238V239H180ZM192 238V239H191ZM200 238V239H198ZM15 241H14V240ZM20 239L22 241H20ZM74 239V240H73ZM76 239V240H75ZM80 239V240H79ZM83 241H82V240ZM147 239V240H146ZM153 239V240H151ZM69 240V241H70ZM94 242H92V241ZM112 243H111V241ZM121 240V241H120ZM124 240V241H123ZM130 240V241H129ZM156 240V241H155ZM206 240V242H205ZM7 241V242H6ZM10 241V242H9ZM14 241V242H12ZM18 241V242H17ZM79 241V243H78ZM108 241H110V243H108ZM117 241V243L115 242ZM121 243H119V242ZM148 241V242H146ZM86 242V243H85ZM127 242V244H126ZM183 244H182V243ZM235 245L237 247L240 248L239 242L238 241H234ZM8 243V245H7ZM82 243V245H81ZM88 243V244H87ZM99 243V244H97ZM114 243V245H112ZM129 243V244H128ZM130 243L133 245L131 246ZM78 244V245H77ZM110 244V245H109ZM120 246H118V245ZM141 244V246H140ZM153 244V245H152ZM216 244V245H215ZM74 245V246H73ZM76 245V246H75ZM94 245V246H93ZM138 245V246H137ZM143 245V246H142ZM147 245V246H146ZM152 245V247H151ZM166 245V246H165ZM206 245V246H205ZM61 246V247H60ZM72 246H73V250H72ZM80 248H79V247ZM130 246V247H129ZM173 246V248H172ZM176 246V247H175ZM8 247H10V249L8 250ZM82 247V248H81ZM92 247V248H91ZM99 247V248H98ZM102 247V250L101 248ZM139 247V248H138ZM61 249L62 251L58 250ZM75 248V249H74ZM135 248V249H133ZM141 248V249H140ZM146 248V249H145ZM153 248V249H152ZM186 248V249H185ZM51 249V250H50ZM77 249V250H76ZM85 249V250H84ZM87 249V250H86ZM96 249V250H95ZM99 249V250H98ZM104 249V250H103ZM138 249V250H136ZM147 250L146 253H144ZM151 249V251H150ZM164 249V250H163ZM193 249V250H192ZM28 253H27V251ZM66 250V249H65ZM82 252H81V251ZM107 250V251H106ZM136 250V252H135ZM155 250H157L156 254H155ZM177 250V251H176ZM209 250V251H208ZM11 253H10V252ZM85 251V252H84ZM93 251V252H92ZM95 251V252H94ZM103 254H102V252ZM134 251V252H133ZM138 251V252H137ZM190 251V252H189ZM60 252H62L60 254ZM99 254H98V253ZM123 252V253H122ZM165 252L167 254H165ZM197 254H196V253ZM53 253V254H52ZM59 253V254H58ZM88 253V254H87ZM92 253V254H91ZM95 253V254H94ZM105 253V254H104ZM128 255H126V254ZM139 253V254H137ZM150 253V255H149ZM173 253V254H172ZM47 254V255H46ZM55 254V255H54ZM86 254V256H85ZM98 254V255H97ZM119 254V255H118ZM134 254V255H133ZM137 258L135 257L136 255ZM169 254V255H168ZM178 254V255H177ZM11 255V256H10ZM33 256V260H32V256ZM60 255V256H59ZM92 255V256H91ZM101 255V256H100ZM124 255V257H123ZM142 255V256H141ZM159 255V256H158ZM252 255V254H251ZM127 256V257H126ZM157 256V257H156ZM168 256V257H167ZM170 256V257H169ZM29 257V258H28ZM58 257V258H57ZM96 257V258H95ZM144 257V258H143ZM155 257V258H154ZM88 258V259H87ZM92 258V259H91ZM136 258V259H135ZM158 258V260H157ZM169 258V259H168ZM1 259V258H0ZM38 259V260H37ZM41 259V260H40ZM48 259V260H49ZM91 259V260H89ZM216 259V260H215ZM3 260V259H2ZM0 264H4V261ZM93 260V261H92ZM213 260V261H212ZM36 261V262H35ZM95 261V263H94ZM97 261V262H96ZM109 261V262H108ZM141 261V262H140ZM145 261V262H144ZM150 263H149V262ZM99 262V263H98ZM7 264V263H6Z\"/></svg>",
  "mask_w": 264,
  "mask_h": 264
}]
</instances>
